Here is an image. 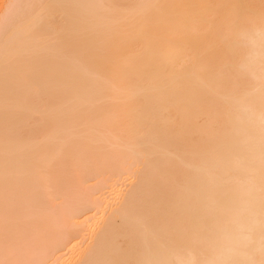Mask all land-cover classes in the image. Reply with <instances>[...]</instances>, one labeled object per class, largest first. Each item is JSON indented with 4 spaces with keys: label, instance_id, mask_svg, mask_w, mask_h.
<instances>
[{
    "label": "bare ground",
    "instance_id": "6f19581e",
    "mask_svg": "<svg viewBox=\"0 0 264 264\" xmlns=\"http://www.w3.org/2000/svg\"><path fill=\"white\" fill-rule=\"evenodd\" d=\"M0 264H264V0H0Z\"/></svg>",
    "mask_w": 264,
    "mask_h": 264
}]
</instances>
